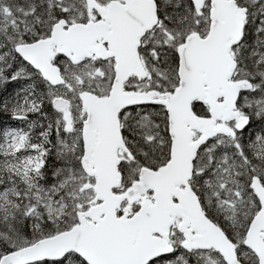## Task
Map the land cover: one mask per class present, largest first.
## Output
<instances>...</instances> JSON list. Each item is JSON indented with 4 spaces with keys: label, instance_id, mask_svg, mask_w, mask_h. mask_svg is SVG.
<instances>
[{
    "label": "snow or ice",
    "instance_id": "1",
    "mask_svg": "<svg viewBox=\"0 0 264 264\" xmlns=\"http://www.w3.org/2000/svg\"><path fill=\"white\" fill-rule=\"evenodd\" d=\"M0 264H264V0H0Z\"/></svg>",
    "mask_w": 264,
    "mask_h": 264
}]
</instances>
